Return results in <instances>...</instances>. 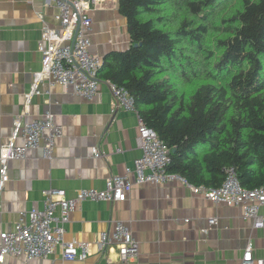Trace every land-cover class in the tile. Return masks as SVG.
<instances>
[{
	"label": "crops",
	"instance_id": "crops-1",
	"mask_svg": "<svg viewBox=\"0 0 264 264\" xmlns=\"http://www.w3.org/2000/svg\"><path fill=\"white\" fill-rule=\"evenodd\" d=\"M87 13L92 19L91 53L102 59L129 46L118 0H93ZM56 14L54 0H0V147L23 110L26 121L50 110L62 128L51 158L36 148L8 163L0 231L12 229L20 211L41 209L45 189H64L67 197L82 188L102 189L108 176L123 173L141 154L135 138L138 115L121 107L112 112L106 80H99L95 95L85 99L72 87L50 85L46 76H39L41 29H59ZM93 146L103 152L101 157L93 155ZM211 217L215 224L208 222ZM115 220L123 221L138 242L136 257L120 261L114 246L104 251L97 247L98 233ZM65 229L66 240L89 242L86 259L63 260L57 248L33 259L6 255L2 264H239L247 243L255 256L264 258L263 228L244 218L240 207L213 203L179 179L133 185L121 202L83 200L70 213Z\"/></svg>",
	"mask_w": 264,
	"mask_h": 264
},
{
	"label": "trees",
	"instance_id": "trees-1",
	"mask_svg": "<svg viewBox=\"0 0 264 264\" xmlns=\"http://www.w3.org/2000/svg\"><path fill=\"white\" fill-rule=\"evenodd\" d=\"M130 44L101 59L169 148L166 170L264 186V0H118Z\"/></svg>",
	"mask_w": 264,
	"mask_h": 264
},
{
	"label": "built area",
	"instance_id": "built-area-1",
	"mask_svg": "<svg viewBox=\"0 0 264 264\" xmlns=\"http://www.w3.org/2000/svg\"><path fill=\"white\" fill-rule=\"evenodd\" d=\"M91 2L93 0H54L59 29L44 26L38 43L42 56L39 76H46L50 85L72 87L77 95L85 99H91L97 91V71L101 65V58L89 50L92 19L87 9ZM106 81L112 93V112L121 107L137 113L129 92L123 86ZM136 130V143L141 154L133 160L131 167H125L123 173L108 176L102 189L82 188L75 196L67 197L64 189L49 187L43 191L41 209L20 211L12 229L0 231V264L5 261L6 255L23 254L27 259H33L46 256L57 248L63 260H84L90 253L89 242L64 238L65 224L79 202H121L127 198L133 185L162 184L175 179L187 183L194 192L213 203L240 207L244 218L250 219L254 227L264 229V186L252 189L242 187L232 168L228 169L219 186L190 184L166 170L170 151L155 130L139 117ZM61 133L62 128L53 121L50 110L28 121L25 120V110L16 115L11 136L0 147V197L9 179L8 163L23 159L28 149L36 148L41 149L43 157L51 158ZM92 152L95 157L103 155L97 146L92 147ZM208 222L215 224L216 218L211 217ZM95 243L101 251L114 246L120 261L134 258L139 252L138 242L130 228L120 220L113 221L109 229L100 231ZM239 264H264V258L255 256L252 245L247 243Z\"/></svg>",
	"mask_w": 264,
	"mask_h": 264
},
{
	"label": "water",
	"instance_id": "water-1",
	"mask_svg": "<svg viewBox=\"0 0 264 264\" xmlns=\"http://www.w3.org/2000/svg\"><path fill=\"white\" fill-rule=\"evenodd\" d=\"M99 80V79H98Z\"/></svg>",
	"mask_w": 264,
	"mask_h": 264
}]
</instances>
